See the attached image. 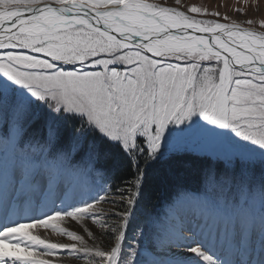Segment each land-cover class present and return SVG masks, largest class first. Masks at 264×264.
<instances>
[{
	"label": "snow or ice",
	"instance_id": "snow-or-ice-1",
	"mask_svg": "<svg viewBox=\"0 0 264 264\" xmlns=\"http://www.w3.org/2000/svg\"><path fill=\"white\" fill-rule=\"evenodd\" d=\"M174 4L0 0V264H264V30Z\"/></svg>",
	"mask_w": 264,
	"mask_h": 264
},
{
	"label": "rangeland",
	"instance_id": "rangeland-1",
	"mask_svg": "<svg viewBox=\"0 0 264 264\" xmlns=\"http://www.w3.org/2000/svg\"><path fill=\"white\" fill-rule=\"evenodd\" d=\"M161 2V0H158ZM162 2L175 6L174 0H162ZM184 4L204 7L210 12H220L222 15H228L232 19L243 22L248 19L256 20V24L251 27L257 30H264L259 27V22L264 20V0H183ZM215 18V17H209ZM75 228V225H68ZM45 235H51L45 233ZM52 239H57L55 235H51ZM65 264H79L80 261L75 260L73 257H65Z\"/></svg>",
	"mask_w": 264,
	"mask_h": 264
},
{
	"label": "trees",
	"instance_id": "trees-1",
	"mask_svg": "<svg viewBox=\"0 0 264 264\" xmlns=\"http://www.w3.org/2000/svg\"><path fill=\"white\" fill-rule=\"evenodd\" d=\"M153 177H154L153 184L158 189L157 195H163L164 197H169L174 194L178 180L179 182L187 183L193 186L195 184V180L192 176L186 175L180 178H175L167 172L166 168H163V167L157 168L156 170H154ZM151 203L152 205H156L158 203H163V201L158 202L157 200H153ZM154 210L161 211L162 209L159 207H156L154 209L151 206L147 208V211L149 212H152ZM79 264H82V263H79Z\"/></svg>",
	"mask_w": 264,
	"mask_h": 264
}]
</instances>
